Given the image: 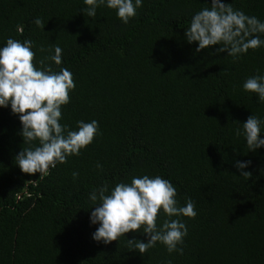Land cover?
Masks as SVG:
<instances>
[{
	"label": "trees",
	"instance_id": "1",
	"mask_svg": "<svg viewBox=\"0 0 264 264\" xmlns=\"http://www.w3.org/2000/svg\"><path fill=\"white\" fill-rule=\"evenodd\" d=\"M222 2L264 22V0ZM86 7L0 0V47L30 39L38 68L42 59L54 72L67 68L76 87L60 123L78 130V121L96 120L100 133L48 175L26 174L15 157L38 141L24 143L19 114L0 106V264H264V146L249 150L235 134L255 115L264 138V102L243 89L264 76V45L235 60L216 53L219 45L197 52L186 29L211 0H143L127 24L106 3L95 18ZM55 46L60 65L45 59ZM237 161H251L250 179ZM143 175L170 180L179 206L194 201L197 216L178 217L188 228L183 255L160 242L143 255L130 251L127 239L147 242L142 231L110 244L93 239L92 191ZM165 219L161 210L158 225Z\"/></svg>",
	"mask_w": 264,
	"mask_h": 264
},
{
	"label": "clouds",
	"instance_id": "2",
	"mask_svg": "<svg viewBox=\"0 0 264 264\" xmlns=\"http://www.w3.org/2000/svg\"><path fill=\"white\" fill-rule=\"evenodd\" d=\"M87 5L82 11L87 17L95 18L97 8L105 5L117 12V16L127 24L137 15L143 0H84ZM34 23L44 29L45 23L36 18ZM22 32V29H20ZM259 33H264V22L255 16H248L241 10H235L230 3L222 0H211V7L196 13L186 29L189 43L198 42L199 52L210 46L219 45L216 53L227 52L228 56L238 59L249 49H257L264 45ZM34 42H23L8 38L5 46L0 47V106H11L13 114H19L22 124L21 135L24 143L29 145L38 141L34 147L23 148L15 157V161L23 173L40 177L46 176L50 168L57 163H66L67 158L80 155L81 150L90 145L99 133V122L78 121V130H71L62 125V106L70 102V92L75 89L73 74L62 68L54 72L45 60L40 61L38 68ZM43 52L45 49L40 48ZM51 51V49H49ZM54 55L46 57L57 65L62 63V49L55 46ZM246 92L257 94L259 102H264V76L249 77L243 84ZM262 121L251 115L235 130V134L244 135L249 150L264 146L261 138ZM251 161H237L236 167L241 170V177L250 179L252 172L244 171ZM102 168V165H97ZM77 172L73 177H77ZM177 190L170 180L157 175L149 177H133L131 183L120 182L110 191L108 184L94 189L90 194L94 210L91 211V222L99 224L93 233L97 242L110 244L119 240L130 231H142L148 240L127 239L129 250H138L145 254L156 245L164 244L171 254L183 255L184 238L188 228L178 217L195 218V203L187 199L186 206H179L176 199ZM161 210L167 219L158 225ZM177 217V219H173ZM172 264V261H167Z\"/></svg>",
	"mask_w": 264,
	"mask_h": 264
}]
</instances>
